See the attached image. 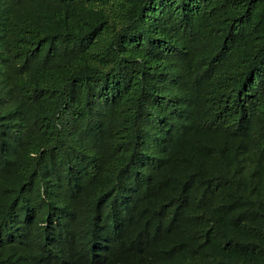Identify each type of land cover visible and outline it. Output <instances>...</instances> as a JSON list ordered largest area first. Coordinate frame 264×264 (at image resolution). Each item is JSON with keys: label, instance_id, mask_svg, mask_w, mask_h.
I'll return each instance as SVG.
<instances>
[{"label": "trees", "instance_id": "1", "mask_svg": "<svg viewBox=\"0 0 264 264\" xmlns=\"http://www.w3.org/2000/svg\"><path fill=\"white\" fill-rule=\"evenodd\" d=\"M0 264H264V0H0Z\"/></svg>", "mask_w": 264, "mask_h": 264}, {"label": "bare ground", "instance_id": "2", "mask_svg": "<svg viewBox=\"0 0 264 264\" xmlns=\"http://www.w3.org/2000/svg\"><path fill=\"white\" fill-rule=\"evenodd\" d=\"M134 45V44H133ZM181 50V49H180ZM227 58V57H226ZM173 73V72H172ZM176 75H178V74H176ZM185 76V75H184ZM217 78V77H216ZM206 84V83H205ZM208 85V84H207ZM73 105V104H72ZM71 109V108H70ZM71 112V111H70ZM67 122V121H66ZM118 165V164H117ZM43 211V210H42ZM41 226V225H40Z\"/></svg>", "mask_w": 264, "mask_h": 264}]
</instances>
